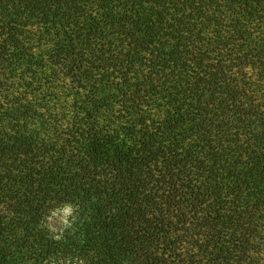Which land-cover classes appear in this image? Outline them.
I'll return each mask as SVG.
<instances>
[{"label": "trees", "instance_id": "1", "mask_svg": "<svg viewBox=\"0 0 264 264\" xmlns=\"http://www.w3.org/2000/svg\"><path fill=\"white\" fill-rule=\"evenodd\" d=\"M0 264H264V0H0Z\"/></svg>", "mask_w": 264, "mask_h": 264}, {"label": "rangeland", "instance_id": "2", "mask_svg": "<svg viewBox=\"0 0 264 264\" xmlns=\"http://www.w3.org/2000/svg\"><path fill=\"white\" fill-rule=\"evenodd\" d=\"M73 218V209L70 206H62L49 213L46 225L53 235L60 236L65 231L75 228Z\"/></svg>", "mask_w": 264, "mask_h": 264}]
</instances>
